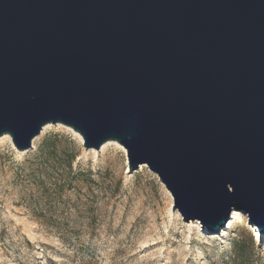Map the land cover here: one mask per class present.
Instances as JSON below:
<instances>
[{"label":"water","instance_id":"water-1","mask_svg":"<svg viewBox=\"0 0 264 264\" xmlns=\"http://www.w3.org/2000/svg\"><path fill=\"white\" fill-rule=\"evenodd\" d=\"M49 124L117 143L184 221L264 236V0H0V137Z\"/></svg>","mask_w":264,"mask_h":264},{"label":"rangeland","instance_id":"rangeland-1","mask_svg":"<svg viewBox=\"0 0 264 264\" xmlns=\"http://www.w3.org/2000/svg\"><path fill=\"white\" fill-rule=\"evenodd\" d=\"M49 125L29 150L0 142V264H235L233 243L250 237L246 264H264V236L245 211L212 234L172 211L146 165L128 170L125 150H85L70 128ZM46 139L58 158L76 153L70 169L44 171Z\"/></svg>","mask_w":264,"mask_h":264},{"label":"trees","instance_id":"trees-1","mask_svg":"<svg viewBox=\"0 0 264 264\" xmlns=\"http://www.w3.org/2000/svg\"><path fill=\"white\" fill-rule=\"evenodd\" d=\"M57 139V136L54 137ZM59 151V150H58ZM61 154V158H58V154L56 155V147H54V144L50 141V139H46L42 147L40 149V154L42 156V164L45 168L44 171H47L49 166H56L60 165L61 161H64V164L66 168H71L72 162H74L76 158V153L71 152L70 154H67L65 148L59 151ZM63 158V159H62ZM49 164V165H48ZM52 164V165H51ZM40 171V170H39ZM253 249V242L252 238L250 237L249 240L245 241V239H238L233 243V251H232V257L233 262L236 264H246V262H249V258L251 256V251Z\"/></svg>","mask_w":264,"mask_h":264},{"label":"bare ground","instance_id":"bare-ground-1","mask_svg":"<svg viewBox=\"0 0 264 264\" xmlns=\"http://www.w3.org/2000/svg\"><path fill=\"white\" fill-rule=\"evenodd\" d=\"M50 125H46V126H44L43 128H42V130H41V132H43L45 129H47L48 127H49ZM73 134H74V136L81 142V138L77 135V134H75L74 132H73ZM4 140H7V141H11L10 140V138H9V136H7V135H4V137H0V142H2V141H4ZM110 145H113V146H116V147H119V149H121L123 152H124V149L122 148V147H120L117 143H115V142H107V143H105V144H103L101 147H100V150H103L105 147H107V146H110ZM234 212V211H233ZM232 212V217L235 215L234 213ZM247 218V220L250 222V218L247 216L246 217Z\"/></svg>","mask_w":264,"mask_h":264}]
</instances>
